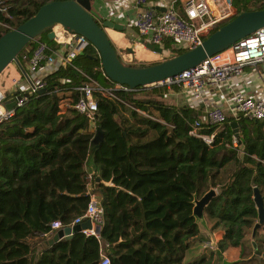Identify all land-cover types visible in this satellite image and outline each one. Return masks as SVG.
Returning <instances> with one entry per match:
<instances>
[{
  "label": "trees",
  "instance_id": "1",
  "mask_svg": "<svg viewBox=\"0 0 264 264\" xmlns=\"http://www.w3.org/2000/svg\"><path fill=\"white\" fill-rule=\"evenodd\" d=\"M49 1L4 0L12 18L0 13V20L16 27ZM234 4L238 15L264 9V0ZM5 31L0 27V36ZM44 38L55 46L46 33ZM34 46L31 40L18 53L21 64L22 55L29 56ZM173 51L176 55L186 50ZM72 64L45 75L44 92L28 95L12 118L0 123V264H98L104 253L112 264H216L232 248L245 253L246 238L258 220L256 188L264 199V120L229 116L219 127L202 122L188 106L165 101L166 86L114 91L151 117L96 91L95 124L103 139L91 148L95 129L89 120L73 108L58 112V100L78 99L74 88L86 80L83 73L104 87L114 82L105 76L90 43ZM146 97L164 102H140ZM195 121L200 124L195 126ZM233 122L242 126L240 138ZM193 130L214 133V138L207 142ZM86 166L95 171L91 179ZM210 186L217 195L204 213L212 218L210 229L223 236L215 247L186 261L198 237L191 214L193 194L200 197ZM92 193L102 208L97 236L77 231L70 239L44 243L54 231L52 223L70 226ZM263 229L254 237L261 252ZM232 264H264V258Z\"/></svg>",
  "mask_w": 264,
  "mask_h": 264
},
{
  "label": "built area",
  "instance_id": "2",
  "mask_svg": "<svg viewBox=\"0 0 264 264\" xmlns=\"http://www.w3.org/2000/svg\"><path fill=\"white\" fill-rule=\"evenodd\" d=\"M108 5L116 12L114 16L126 14L127 10H132V18L127 16V19L137 31L138 37L146 36L147 42L162 50L164 44H169L174 50L192 49L201 44L204 36L214 28L227 24L238 15L234 0H109ZM0 13L8 19L12 18L3 1H0ZM0 27L8 30L13 28L9 22L2 20H0ZM52 30L55 46L49 45L38 36L34 39L35 46L30 55L27 56L26 53L22 55L23 64L19 62L22 68L18 67L25 77L26 87L23 89L18 83L13 90L11 100L4 99L0 91V123L10 120L16 108L26 102L28 95L44 89L45 75L60 66H74L72 61L82 54L85 46L90 43L83 35L67 30L61 25H55ZM26 51L29 52V50ZM172 54L173 52L170 51L167 55ZM259 63H264V28L249 38L240 40L226 53L217 55L215 53L195 67L141 88L179 86L185 91L193 90L194 97L199 98L202 89L211 85L219 90L224 100L223 105L204 102L206 123L219 127L227 123L229 116L236 120L242 116L250 120L263 121L264 99L248 97L246 93L235 90L233 85L235 79L242 76L245 67L256 66ZM42 67H47L48 71L38 76ZM83 75L86 80L74 88L79 92L78 99L75 102H71L69 97L59 99L58 112L73 108L89 120L92 130L96 129L97 104L93 96L97 91L103 97L112 99L141 115L151 117L145 110L125 101L114 92L118 89L133 92L136 88L131 89L117 83H115L116 86L104 87L90 76L84 73ZM16 91L20 94L14 95ZM11 102L13 106L7 108L6 104ZM194 124L198 126L200 121H195ZM191 133L207 142H211L214 138V133L201 134L196 130ZM85 220L90 221L91 227L81 231L86 235L97 236L95 227L102 224V208L96 193L90 195L86 209L73 220L70 226ZM52 228H61V223L54 221ZM202 244L213 248L208 243ZM98 264H112V262L104 253L101 254Z\"/></svg>",
  "mask_w": 264,
  "mask_h": 264
},
{
  "label": "water",
  "instance_id": "3",
  "mask_svg": "<svg viewBox=\"0 0 264 264\" xmlns=\"http://www.w3.org/2000/svg\"><path fill=\"white\" fill-rule=\"evenodd\" d=\"M94 0H52L42 4L37 11L21 24L5 31L0 36V73L10 62L19 64L17 55L31 40L46 33L47 38L52 40L54 32L52 28L55 25H61L63 28L83 35L97 51L100 59V66L105 76L111 81L126 85L131 89L145 86L167 77L174 76L183 70L195 67L207 57L215 54L227 52L234 44L249 38L254 33L264 28V9L244 12L236 18L222 26L217 32L213 31L204 36L201 44L196 47L183 51L180 54L173 55L162 61L140 65L126 64L120 58V52L134 54L130 47L117 49L109 39L105 28H111L117 31H124L127 26L111 19H103L102 15L94 9ZM144 46L154 53H161L160 47L146 42ZM44 92L40 89L38 93ZM96 95L93 99L96 100ZM142 103H163V101L140 98ZM13 103L6 104V107H12ZM117 118V116H115ZM236 138L242 135V126L238 122L231 124ZM103 139V131L96 126L94 136L90 141V147L94 148ZM96 182L99 178L96 177ZM254 190V202L258 210V220L253 229V238L258 234L257 230L264 227V199L259 191ZM217 195V190L210 186L200 197L193 194L192 216L194 223L198 228V237L203 242L216 246V238L210 229L205 217L204 209L210 200ZM91 223L85 220L72 226H64L56 229L54 235L48 240L49 244L59 239H70L77 231L90 228ZM100 226L95 227L98 233ZM264 241V240H263ZM253 250L256 256L264 258V252L258 250V244L254 241Z\"/></svg>",
  "mask_w": 264,
  "mask_h": 264
},
{
  "label": "crops",
  "instance_id": "4",
  "mask_svg": "<svg viewBox=\"0 0 264 264\" xmlns=\"http://www.w3.org/2000/svg\"><path fill=\"white\" fill-rule=\"evenodd\" d=\"M103 5L104 6H102V4H100L99 8H103L104 15L116 14L114 9L110 5H108V1L107 2L104 1ZM97 11H99V10H97ZM127 11L125 12L126 14L117 15L120 18L119 22L127 26V28L124 31H117V30L108 28L110 32H111V30H113L112 32H114V34H118V36H119V34L121 35V37H118V39H116L117 40L116 42L119 44H122L123 36L125 37L126 40L130 39L132 41L140 42L139 41L140 37H138L137 32L134 30L132 24L127 19V16L129 18H132V14H133V13H131L132 10H129L128 13H127ZM101 15L103 16V14H101ZM117 16H112V19L113 20H116V18L118 19ZM130 21H131V19H130ZM128 26L130 27L131 30H133L132 35H129V37L126 35V34H128V30H129ZM145 50H146V48H145ZM152 54H154V53H152ZM47 71H48L47 67H42V69H40V71L38 73V76H41L43 73H45ZM19 85H22L21 88H23V89L26 87V84H19ZM233 85H234L235 90L246 93L248 97H253L256 99H264V63H259L256 66L245 67L244 71L242 73V76L235 79ZM12 93H13V91L9 95H13ZM217 97H218V100H217ZM8 100H11V98H9ZM164 100L171 103V104H174L176 106L177 105L188 106L190 108V110L192 112H194L201 119L202 122H205L206 121V116H205V108L206 107L204 106V102H209V103L214 102V103L223 105L224 99H223V97H221V94L216 87L209 85L208 87H205L202 89L201 97H199V98L194 97L193 90L185 91L182 87L172 86V87L168 88V92L165 94ZM86 170L88 173V177L91 179V176H93L94 172H95L94 169H92V167H90V166H86ZM91 187H92V185L90 184L89 189H91ZM207 222H208V220H207ZM209 224L210 223H208V225ZM55 231H56V229H54V231L52 233L45 236L46 240L44 241V243L48 242V240L52 238ZM262 232L263 233L259 236V245L261 247H263V249H264V244H263L264 229ZM213 233H214L216 239H218V237L221 238L223 236V234L221 233V235H220V232L217 230H215V231L213 230ZM247 240H248V237L246 238V241ZM199 242H201V251L199 249H197V253L198 252L201 253L205 248L208 247L207 245L203 246L202 243H205V242H203L199 238H197V241L195 242L194 247L196 246V248H197V243H199ZM192 247L189 250L190 256L191 255L193 256V254H194L193 250L196 249V248H192ZM198 248H199V246H198ZM251 252H252V255H249L247 251L245 253H242L240 249L232 248V249L228 250L227 252L225 251L222 254L221 258L219 256L218 259L216 260L217 261L216 264H221V262H223V263L226 262V264H232L233 262H236V261L241 260V259L250 261L253 258H255V256H256L254 253L252 245H251ZM262 252H264V250Z\"/></svg>",
  "mask_w": 264,
  "mask_h": 264
},
{
  "label": "rangeland",
  "instance_id": "5",
  "mask_svg": "<svg viewBox=\"0 0 264 264\" xmlns=\"http://www.w3.org/2000/svg\"><path fill=\"white\" fill-rule=\"evenodd\" d=\"M3 1L4 0H0ZM104 1L107 2L109 0H94L93 5H94V9L99 10L101 14H103V16L101 18L104 19H112V16L114 15H109L106 14L104 15V10L103 8H99V5L102 4V6H104ZM6 2V0H5ZM4 2V4H5ZM6 5V4H5ZM7 6V5H6ZM118 17V16H117ZM120 18L118 17V19L116 18V20H119ZM129 30H128V34H126L128 37L129 35H132V31L130 29V27L128 26ZM105 31L109 37V39L111 40L112 44L117 48H125V47H130L134 50V54H127L124 51L120 52V58L122 59V61L126 64L129 63H134V64H150V63H155V62H159L162 61L166 58H169L170 56L174 55V49H172L169 44H164L163 45V50L161 53H154L151 50L147 49L144 44L147 42V37L143 36L140 37V42L138 41H132V40H126L125 37L123 36V40H122V44L117 43L116 39H118V37H121V35L119 34H114V32H112L113 30H111V32L109 31L108 28H105ZM40 37L44 40V33L40 35ZM117 37V38H116ZM146 48V50H145ZM170 51L173 52L172 55H167ZM154 54H152V53ZM25 77L23 76V73L21 71V69L19 67H17L15 62H10L6 68L0 73V91L4 96H8L9 94H11V92L14 90L15 86L19 83V84H26L24 81ZM18 84V85H19ZM116 86L115 82L114 85ZM8 100V99H7ZM208 223H212V218H208L206 216ZM250 236L248 237L247 245H246V251L248 252L249 255H252L251 252V245L254 242V238L253 236V231L250 232ZM199 246V248H198ZM192 248H196V246L192 247ZM197 249H199L201 251V242L197 243V248L193 250V256L189 254V251H187L185 259L186 261L190 260L191 258H193L195 255L199 254V252L197 253ZM221 264H226L221 262Z\"/></svg>",
  "mask_w": 264,
  "mask_h": 264
},
{
  "label": "flooded vegetation",
  "instance_id": "6",
  "mask_svg": "<svg viewBox=\"0 0 264 264\" xmlns=\"http://www.w3.org/2000/svg\"><path fill=\"white\" fill-rule=\"evenodd\" d=\"M103 19H104V18H103ZM100 22L102 23V22H103V20H101V19H100Z\"/></svg>",
  "mask_w": 264,
  "mask_h": 264
}]
</instances>
